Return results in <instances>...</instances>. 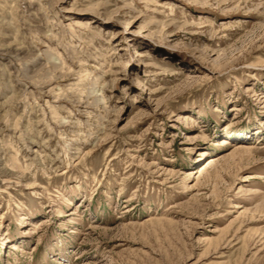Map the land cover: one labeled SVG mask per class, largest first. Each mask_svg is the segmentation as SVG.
<instances>
[{
    "label": "rangeland",
    "instance_id": "1",
    "mask_svg": "<svg viewBox=\"0 0 264 264\" xmlns=\"http://www.w3.org/2000/svg\"><path fill=\"white\" fill-rule=\"evenodd\" d=\"M0 264H264V0H0Z\"/></svg>",
    "mask_w": 264,
    "mask_h": 264
},
{
    "label": "bare ground",
    "instance_id": "2",
    "mask_svg": "<svg viewBox=\"0 0 264 264\" xmlns=\"http://www.w3.org/2000/svg\"><path fill=\"white\" fill-rule=\"evenodd\" d=\"M214 163H216V159L210 157V158L208 159V161H206V162L203 164L202 170H201L200 172L202 173V172L207 171L210 167L213 166Z\"/></svg>",
    "mask_w": 264,
    "mask_h": 264
}]
</instances>
